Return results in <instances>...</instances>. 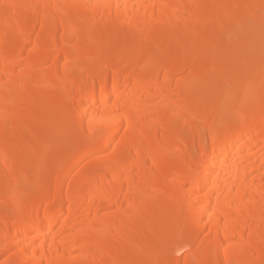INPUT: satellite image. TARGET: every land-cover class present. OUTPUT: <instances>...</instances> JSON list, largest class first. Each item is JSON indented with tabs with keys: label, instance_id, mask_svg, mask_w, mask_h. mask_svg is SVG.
Listing matches in <instances>:
<instances>
[{
	"label": "bare ground",
	"instance_id": "obj_1",
	"mask_svg": "<svg viewBox=\"0 0 264 264\" xmlns=\"http://www.w3.org/2000/svg\"><path fill=\"white\" fill-rule=\"evenodd\" d=\"M248 29L263 38L264 0H0L5 264H264V46L253 74ZM44 124L68 129L67 152L35 143ZM187 230L180 262L155 247Z\"/></svg>",
	"mask_w": 264,
	"mask_h": 264
},
{
	"label": "rangeland",
	"instance_id": "obj_2",
	"mask_svg": "<svg viewBox=\"0 0 264 264\" xmlns=\"http://www.w3.org/2000/svg\"><path fill=\"white\" fill-rule=\"evenodd\" d=\"M252 32L250 29H248L246 32H245V40L246 42H248L250 45H252V55L249 59V61L247 62V67L252 71V73L254 72L253 71V66L255 67L254 69H256V65L254 63V56L260 52L261 50L259 49H262V47L264 46V36L263 38H251L252 36ZM192 47H195L197 49H200V50H206V47L204 45V43L200 40H197V41H194L192 44H191ZM254 49V50H253ZM26 54L23 53L21 54V57L22 58H25ZM252 69H251V68ZM256 73V72H255ZM253 73V74H255ZM250 87L251 88V85H248L245 89L247 91H249L247 88ZM245 90V91H246ZM33 109V107H31ZM69 127V124L67 126V128ZM68 131V129H66ZM63 131L56 134L53 139H47L46 138V133H47V124H44L42 126H40V129H39V135L37 136V138L35 139V143H38L40 146H42L44 149L46 150H60L62 151L63 153L67 152L68 149L70 148L71 144H72V139L69 137V133L70 132H67V131ZM170 147V145L168 146ZM167 147V148H168ZM85 150V148L83 146H80L78 148V151H77V155L79 156L83 151ZM245 151L242 152V154H244ZM98 156H100V154H97V155H90L88 157H85L81 160H79L77 162V167L78 168H84L85 166H89V163L91 164L94 160L96 161L97 159L96 158H99ZM197 162L199 161L198 159H196ZM28 175L31 176L33 174V171L36 170V167L32 164L29 165L28 167ZM84 172V171H82ZM30 181V180H29ZM29 184H34L32 181L28 182ZM5 210H7V208H5ZM210 213L208 212L205 217H208ZM160 231L161 232H164V231H169L170 229L174 230V227H166L163 225V220L160 221ZM162 225V226H161ZM1 227V226H0ZM191 230V229H190ZM187 236L188 237L186 240H183L182 242H178V240H176L175 238H173L172 236L170 235H166L165 237H162V238H157L155 239V247L158 249V250H163L165 248H169L172 252H173V256L174 258L180 262L182 260V258L184 257L185 253L190 249V246H191V241H193V238H191L188 234H189V230H187ZM190 237V238H189ZM141 242L144 244V242H146V240L144 238H141L140 239ZM9 244H11L6 250L2 251V253L0 254V264H5L8 260V258L10 257V255L12 254V252L14 251V246L15 244H13L12 242H15V240H12L9 239L8 240ZM202 245V244H201ZM200 245V246H201ZM203 247V246H202ZM200 248L203 249V248ZM198 256L192 258L190 264H196L195 263V259L197 258ZM140 258V255H138L136 257V260H139ZM152 263V262H151ZM206 264H213V263H206Z\"/></svg>",
	"mask_w": 264,
	"mask_h": 264
}]
</instances>
